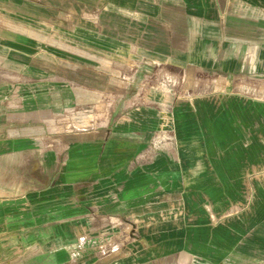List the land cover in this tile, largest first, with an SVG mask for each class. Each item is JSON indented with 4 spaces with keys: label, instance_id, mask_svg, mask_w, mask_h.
I'll return each mask as SVG.
<instances>
[{
    "label": "crops",
    "instance_id": "obj_1",
    "mask_svg": "<svg viewBox=\"0 0 264 264\" xmlns=\"http://www.w3.org/2000/svg\"><path fill=\"white\" fill-rule=\"evenodd\" d=\"M0 264H264V0H0Z\"/></svg>",
    "mask_w": 264,
    "mask_h": 264
},
{
    "label": "built area",
    "instance_id": "obj_2",
    "mask_svg": "<svg viewBox=\"0 0 264 264\" xmlns=\"http://www.w3.org/2000/svg\"><path fill=\"white\" fill-rule=\"evenodd\" d=\"M159 85L163 88H166V87H174L176 85V82L171 80L170 78L168 77H165L164 79H162L160 82H158Z\"/></svg>",
    "mask_w": 264,
    "mask_h": 264
},
{
    "label": "rangeland",
    "instance_id": "obj_3",
    "mask_svg": "<svg viewBox=\"0 0 264 264\" xmlns=\"http://www.w3.org/2000/svg\"><path fill=\"white\" fill-rule=\"evenodd\" d=\"M108 253H110V252H108ZM114 254V252H112V254H111V256Z\"/></svg>",
    "mask_w": 264,
    "mask_h": 264
}]
</instances>
